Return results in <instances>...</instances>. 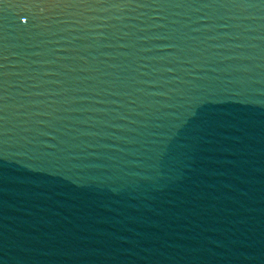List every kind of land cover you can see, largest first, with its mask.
I'll list each match as a JSON object with an SVG mask.
<instances>
[{
    "label": "water",
    "instance_id": "95a60500",
    "mask_svg": "<svg viewBox=\"0 0 264 264\" xmlns=\"http://www.w3.org/2000/svg\"><path fill=\"white\" fill-rule=\"evenodd\" d=\"M0 264H264V0H0Z\"/></svg>",
    "mask_w": 264,
    "mask_h": 264
}]
</instances>
